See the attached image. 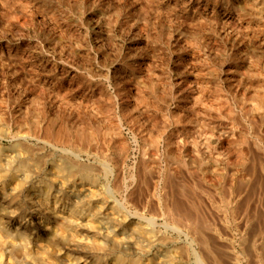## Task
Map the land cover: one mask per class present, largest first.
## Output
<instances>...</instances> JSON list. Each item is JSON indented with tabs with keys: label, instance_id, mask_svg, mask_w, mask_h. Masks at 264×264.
<instances>
[{
	"label": "rangeland",
	"instance_id": "rangeland-1",
	"mask_svg": "<svg viewBox=\"0 0 264 264\" xmlns=\"http://www.w3.org/2000/svg\"><path fill=\"white\" fill-rule=\"evenodd\" d=\"M0 126L94 167L146 263L264 264V0H0Z\"/></svg>",
	"mask_w": 264,
	"mask_h": 264
},
{
	"label": "bare ground",
	"instance_id": "bare-ground-1",
	"mask_svg": "<svg viewBox=\"0 0 264 264\" xmlns=\"http://www.w3.org/2000/svg\"><path fill=\"white\" fill-rule=\"evenodd\" d=\"M3 134L13 132L0 126ZM24 136L15 133L9 144L0 143V264H6V253L16 255L7 264H161L155 261L159 257L146 263L129 246L154 230L147 229L141 216L128 212L109 186L101 185L94 167H84L79 155L55 156L53 164L45 166L42 153L28 146ZM24 194L40 216L37 237L32 238L24 226L15 227V210L8 209L14 206L5 204ZM178 220L182 221L181 216ZM188 229L191 232L190 225ZM153 240L158 237L153 235ZM87 247L110 255L112 263L100 261L101 256L97 261L81 256ZM182 260L172 256L163 261L184 264Z\"/></svg>",
	"mask_w": 264,
	"mask_h": 264
}]
</instances>
